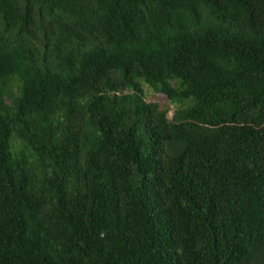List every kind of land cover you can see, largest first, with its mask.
<instances>
[{
	"label": "trees",
	"instance_id": "1",
	"mask_svg": "<svg viewBox=\"0 0 264 264\" xmlns=\"http://www.w3.org/2000/svg\"><path fill=\"white\" fill-rule=\"evenodd\" d=\"M0 264H264V0H0Z\"/></svg>",
	"mask_w": 264,
	"mask_h": 264
},
{
	"label": "rangeland",
	"instance_id": "2",
	"mask_svg": "<svg viewBox=\"0 0 264 264\" xmlns=\"http://www.w3.org/2000/svg\"><path fill=\"white\" fill-rule=\"evenodd\" d=\"M143 89L146 100L157 102L161 107L170 109L169 116L171 115L173 105L168 101L167 97L163 93L156 92L147 84H143Z\"/></svg>",
	"mask_w": 264,
	"mask_h": 264
}]
</instances>
